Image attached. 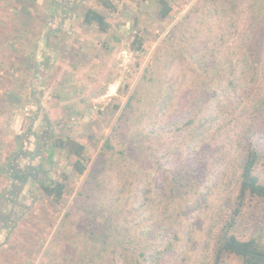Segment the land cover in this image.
<instances>
[{"label": "rangeland", "instance_id": "374dc122", "mask_svg": "<svg viewBox=\"0 0 264 264\" xmlns=\"http://www.w3.org/2000/svg\"><path fill=\"white\" fill-rule=\"evenodd\" d=\"M111 1L0 0V264H94L101 251L121 264L124 234L159 255L147 264H211L239 174L220 140L264 111V0H167L165 19L157 0ZM88 7L108 32L84 24ZM67 136L85 146L82 175L72 154L37 155ZM45 177L66 182L61 204ZM243 219L264 232V203Z\"/></svg>", "mask_w": 264, "mask_h": 264}, {"label": "trees", "instance_id": "16d2710c", "mask_svg": "<svg viewBox=\"0 0 264 264\" xmlns=\"http://www.w3.org/2000/svg\"><path fill=\"white\" fill-rule=\"evenodd\" d=\"M96 1L107 9L111 10L114 8L111 0ZM157 4L161 7L159 12L161 18L165 19L168 17L172 11V6L167 0H157ZM54 5L64 7V5L56 2H54ZM82 21L87 25H96L102 32H108L111 27L106 15L93 7L85 9L82 14ZM142 42L141 37L136 35L132 42V48L140 50ZM261 107L262 105L255 107L253 113L249 114L246 119L239 120L242 125L239 126V131L226 132L220 140V143H223L220 147L224 148L223 154L226 158L234 156L235 162H238L237 164L234 162L233 165L239 170V174L236 192L231 201L230 213L216 226L211 264H228L229 260L233 264H264V236L262 235L264 232H246L244 230V222L246 220L243 219L245 208L252 200H259L264 203V176L260 168L264 158V148L259 141L260 135H256L252 131L253 126L256 127V132L262 129L260 124L264 120V111H262ZM215 133L216 131L211 135L210 141H215L217 144L219 141L215 140L217 139ZM223 137L224 140H222ZM45 150L47 153L40 152L37 155L45 156L49 162L53 161L58 150L74 155L76 158L73 163L74 171L80 175L85 173V146L72 136L53 138L47 144ZM41 169L42 165L38 167V171L40 172ZM18 177L22 178L20 175ZM180 180L182 181L179 185L182 187L187 182L183 174H179L178 181ZM39 184L50 202L54 204L62 203L66 195V182L54 181L45 177L39 180ZM176 187L178 186L176 185ZM150 231L153 232L154 229ZM93 233L99 234L95 230ZM118 245L122 249L121 264H147L151 261L156 263L159 260V255L156 257L155 252L150 253L151 245L148 243L139 244L135 236L130 237L124 234L122 240L118 241ZM117 249L111 251L117 253ZM100 253L94 264H120L115 254H106L105 251ZM149 258L152 259L150 260ZM73 263L77 264L74 260Z\"/></svg>", "mask_w": 264, "mask_h": 264}, {"label": "flooded vegetation", "instance_id": "af4514ba", "mask_svg": "<svg viewBox=\"0 0 264 264\" xmlns=\"http://www.w3.org/2000/svg\"><path fill=\"white\" fill-rule=\"evenodd\" d=\"M27 167L28 166H26L25 168H23V170H21V172L24 173V171L27 169ZM35 170H36V168L34 166L33 167H29V171L32 172V174L34 173ZM14 201H15V199H12V205L14 204Z\"/></svg>", "mask_w": 264, "mask_h": 264}, {"label": "bare ground", "instance_id": "6f19581e", "mask_svg": "<svg viewBox=\"0 0 264 264\" xmlns=\"http://www.w3.org/2000/svg\"><path fill=\"white\" fill-rule=\"evenodd\" d=\"M114 87V86H113ZM115 88V87H114ZM113 89V88H112Z\"/></svg>", "mask_w": 264, "mask_h": 264}]
</instances>
